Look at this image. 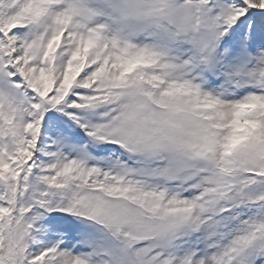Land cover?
<instances>
[{
	"label": "snow or ice",
	"instance_id": "obj_1",
	"mask_svg": "<svg viewBox=\"0 0 264 264\" xmlns=\"http://www.w3.org/2000/svg\"><path fill=\"white\" fill-rule=\"evenodd\" d=\"M0 264H264V0H0Z\"/></svg>",
	"mask_w": 264,
	"mask_h": 264
}]
</instances>
